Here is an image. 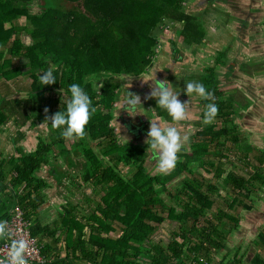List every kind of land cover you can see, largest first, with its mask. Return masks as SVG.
<instances>
[{
	"label": "trees",
	"instance_id": "obj_1",
	"mask_svg": "<svg viewBox=\"0 0 264 264\" xmlns=\"http://www.w3.org/2000/svg\"><path fill=\"white\" fill-rule=\"evenodd\" d=\"M59 1L37 0L38 11L31 12L33 0H0V78L5 84L19 75L30 79L24 96H15L11 90L0 92V127L9 121L18 130L26 124L34 127L43 116L50 117L62 110L64 98L67 99V87L73 82L85 88L96 110L85 127V136L75 138L69 148L64 144L67 138L60 136L59 130H53L47 123V138L37 135L38 140L31 151L26 152L17 145L21 132L17 138L11 139L16 156H0V220L8 218L13 208L18 206L30 221L33 236L39 237L40 241L41 236L52 238V242L42 245L44 261L39 264H213V254L225 246V235L239 225L238 208L250 210L252 205L245 203L244 199L264 186V145L260 147L253 141H242L233 123L234 118H241L243 111L251 105V98L243 93L244 102L240 103V99L233 97L234 92L225 97L220 87L219 72L212 66H205V72L200 74L190 73L187 81L203 83L213 93L209 99L200 101L215 103L218 111L211 123H198L201 128L190 138L189 152L182 153L183 159L178 160L166 175L155 171L154 159H151L143 138L146 139V135L141 134L146 132L145 124L140 123L143 118H139V124L130 123L133 129L128 133L126 130V135L121 136L122 141L118 140L115 131L119 125L121 130L122 124L118 120L120 124L112 126L110 122L116 120L114 104L120 103V96L127 90L119 85L120 76L128 80L136 78L137 88L148 94L149 85H155L152 80L142 79H148L145 73L154 64L158 46L165 47L174 57L172 50L179 47L176 44L179 38L182 44L194 46L192 51H196V44L204 45L206 32L197 12H206L212 7L208 5L216 2H233L200 0L195 4V0L188 7L186 0H95L93 7L102 11L103 17L91 20L80 16L81 11L76 6L66 9ZM71 15L74 18L68 19ZM20 17L24 22L16 23ZM228 18L226 12V20ZM167 23L171 24L168 29L165 27ZM98 26L101 27L99 30ZM22 32L30 38L28 42L22 39ZM178 49L183 58L184 51L180 47ZM226 51L215 50L214 57L227 79L239 75L250 78L255 73H264V64L254 62V59L242 62L229 59ZM6 53L10 58H5ZM53 66L57 81L40 86L38 72ZM175 67L171 64L160 69L157 67L150 78L155 83L166 80L183 89L187 81L179 82V73H171ZM93 73L108 76L98 78L96 83L102 81L103 86L97 91L84 82L85 77ZM149 74L152 75V71ZM56 92L59 93L53 97L52 93ZM182 92L179 96L183 95L181 101H185L188 97ZM46 93L50 95L46 96ZM197 98L189 96L190 110L183 121H188L193 114L191 102ZM236 101L237 107L234 106ZM149 102L156 119L173 126L167 113L156 107L155 99L150 97ZM45 108L47 113L42 111ZM240 108H243L242 113L238 111ZM197 114L202 117L203 109ZM193 123L197 124L196 121ZM135 131L141 132L137 133L138 137L133 134ZM123 136L127 137L126 142ZM91 141L96 143L98 154H95ZM241 141L239 160L247 166L248 174L227 171L222 183L231 203L227 204V210L220 208L213 221L205 215L213 203V194L219 192L217 182L223 169L216 163L227 157L225 151L230 150L229 147ZM72 154L77 159L74 166L78 169L76 179L91 187L93 193L100 195V200L89 203L90 208L80 215L77 206L67 201L60 215L65 235L61 230L56 235L57 229L49 228V223L42 226L37 220V213L45 203L44 191L49 187L47 179L38 173L45 167V174L59 182L60 174L65 173L64 164L56 167L51 160L61 156L65 161L66 156ZM203 155L210 158L203 161ZM196 161L204 172H212L209 179L193 168ZM120 166L134 169L125 176ZM176 178L177 183L169 185ZM163 194L176 207L167 204ZM164 220L175 221L178 226L167 242L161 238L154 240L152 236ZM87 227L90 232L84 239ZM116 227L119 230L117 235H110ZM2 239L0 237V241ZM60 240L66 244L64 257L58 255V248L54 246ZM253 245L256 250L250 263L264 264V257L260 255V248L264 250V226L257 231ZM215 264L242 262L241 257L235 254L232 259L224 261L222 257Z\"/></svg>",
	"mask_w": 264,
	"mask_h": 264
},
{
	"label": "rangeland",
	"instance_id": "obj_2",
	"mask_svg": "<svg viewBox=\"0 0 264 264\" xmlns=\"http://www.w3.org/2000/svg\"><path fill=\"white\" fill-rule=\"evenodd\" d=\"M37 0H33V2L30 5V11L31 12H36L37 7H36V2ZM192 1L194 0H186L187 6L190 7L192 4ZM248 0H232V2L235 3H243L247 2ZM264 1V0H263ZM64 8L68 9L71 6H76L77 9L80 12V16L84 17V19H96V18H102L103 17V12L100 10H97L93 7L95 0H61L59 1ZM264 3V2H263ZM218 5L212 6L216 7ZM89 10H88V8ZM209 8L206 10V12H202L201 10L198 11L199 17L201 19L202 24L204 25V28L206 30L205 32V45L199 46L198 54L195 55L196 61L195 62H189L185 65L181 64L175 67L174 70L171 69V73L178 72L179 73V82L181 80H186L187 77H189L190 73L191 75L194 74H200L204 71L205 66H212L214 68L217 67V63L214 62V56H211V53L213 50L217 51H222L224 47L230 46V48L227 50V55L229 59H234V60H240L242 61H250L251 59H254V62H259L264 64V4L262 5L261 9H258V11L255 13L256 15H250L248 18V25L247 29L245 31H242L241 34H238L240 38V41L245 44V46H241L239 42H237L232 36L236 35V33L233 32V27L234 23L231 22V25L227 26V22L224 24L222 23V19H225V14L224 12H229L230 9L228 7H217V8ZM207 9V8H206ZM90 10L92 12H90ZM223 14L225 16H223ZM244 16L243 14H241ZM72 16V15H71ZM70 18H74L69 17ZM251 18V19H250ZM16 23H23L24 18L20 17L15 20ZM233 25V26H232ZM166 29L171 27L170 23H167L165 26ZM101 27H97L99 30ZM232 35L231 37L229 35ZM21 37L24 40H27V42L30 40V38L25 39V35L23 32L21 33ZM176 37V36H174ZM13 38V35L10 37V40ZM179 39V38H178ZM180 40V39H179ZM178 45H181L180 41H177ZM225 50V49H224ZM161 48L158 46V49L156 50V56L153 60V63L155 65V61L160 59L162 57L161 53ZM186 53V51H185ZM236 53V54H235ZM5 58H10V55L8 53L5 54ZM227 58V56H226ZM190 61V60H188ZM15 62L20 63L19 60L15 59ZM156 66L153 68H150L147 73H145V77L150 78L152 75L149 74L150 71L155 72L157 67L158 69L162 68L164 66L163 61L161 62V65H159V62ZM21 64V63H20ZM15 66V65H13ZM264 66V65H262ZM223 71V68L220 69V71ZM160 71V70H158ZM205 72V71H204ZM156 73V72H155ZM220 73V81L225 84H221L220 87L222 88V91L225 93V97H227L228 93H233V97L238 100L240 99V103L244 102V97H243V92L247 93L246 95L251 98V105L248 107L247 110L243 111V108L239 109V113H242L243 111V116L241 118H234L233 123L235 124L237 131L239 134H241V140L245 142L253 141L256 146H263L264 145V73L258 72L255 73V75H252L246 78L242 77H231L229 80L225 78L224 72H219ZM162 75V74H161ZM228 80V81H227ZM119 85L123 89H127L126 91L131 93L137 94L140 97V103L142 108L139 109L142 113H136L132 116V120L134 122L139 121L141 124H145L146 127V132L148 129V121L145 118H151V119H156L154 108L149 102V98L145 100V96L147 95L143 91H140L137 88V82L136 78H131L130 80L125 79L124 77H119L118 78ZM181 82L180 84L184 83ZM8 84H5L4 81L0 78V92H8L11 90V93L15 96H24L26 95V92L28 90V86L30 85V79L25 76V75H19L9 81H6ZM97 83H100L97 82ZM5 84V86H4ZM127 84V85H126ZM237 87V89L235 88ZM180 88V87H179ZM234 88V89H233ZM246 88V90H245ZM27 89V90H26ZM129 89V90H128ZM59 92H56L53 94V97H56ZM47 94V93H46ZM50 95L47 94L46 96ZM12 96V95H11ZM124 96V95H123ZM123 96H120L123 98ZM1 98V96H0ZM64 98V97H61ZM66 101V97L64 98ZM117 101L114 104V112L119 113L121 110L123 115L127 113L124 108H120V103ZM192 103V110L193 114L189 118L188 121H183V122H173V126L177 127L178 130L181 132V134H187L188 135V142L190 138L196 133V130L201 128V125L198 124L199 122L202 121V117L197 114L201 109H204V103L200 101V98L194 99ZM197 106V107H196ZM234 106H238V102L236 101L234 103ZM241 106V105H240ZM139 107V106H138ZM242 107V106H241ZM120 108V109H119ZM190 110V109H189ZM195 110V111H194ZM44 111V110H42ZM115 114V113H114ZM129 114L127 113V116ZM145 117V118H144ZM45 117L43 116L42 121L36 123V126L34 127H29L28 124L24 125L23 127H20L19 130L16 126H14L10 121L7 122L6 124L2 125L0 128V156L5 157H15V144L11 143L12 138H17L19 136L18 132L22 133V137H20L17 140V145H21L23 149L27 151H31L34 149L36 141L38 140L37 135H41L43 139H46L49 132L46 126V122H44ZM142 120V121H141ZM196 121L197 124H194L193 122ZM111 122L114 123L112 120ZM110 122V123H111ZM139 124V123H138ZM161 124H167L164 121H161ZM113 126V124L111 123ZM117 126V124H114ZM120 130V125L116 127L115 131L118 134V140L122 141V135H126V130L123 129ZM145 130V129H144ZM139 131H135L133 134L138 137V134L141 133ZM146 132L142 131V135L145 136ZM128 133V129H127ZM138 133V134H137ZM145 140V137H143ZM75 140V138H67L65 139V146L70 147L71 143ZM235 144L230 150H226L225 152L227 153V157L220 158L219 161H217V165H219L222 169L223 172L221 174V177L218 178V188L219 192L218 194H213V203L211 205L210 210L207 212L205 216L210 218L211 220L215 221L216 213L217 211L221 208L223 210H227V204L231 203V199L228 196V193L226 191V188L223 187V177L226 175L227 171H233L238 174H244L245 176L248 174L246 167L243 163L242 160H239V152L242 151V142ZM185 145L184 149L178 153V160H182L183 158L180 156L184 152H189V144ZM90 144L93 146V150L95 154H98L99 151L97 149V146L95 145L96 143L91 141ZM229 145V144H228ZM55 151V150H54ZM251 156V155H250ZM82 156H78V158H81ZM98 157H100L98 155ZM208 158L205 155L202 156L203 161H206ZM153 159V157H151ZM51 163L56 164L55 166H59L65 163L62 159L61 156H56L55 159L51 160ZM149 163V162H148ZM255 163V162H253ZM193 168H196L198 171L202 173V175L206 178L209 179L212 175V172H204L201 168H199L197 161L193 164ZM44 167H42L41 170H43ZM133 167H128V166H120V170L123 175L127 176L128 173L129 175L131 172H133ZM40 170V171H41ZM78 171V170H77ZM52 173H56L53 171ZM39 174V173H38ZM43 177H46L45 172L42 173ZM40 175V174H39ZM72 183L70 181H67L65 185L62 188V185L58 187L53 188L51 187L49 189L50 196L52 197L53 192L57 194V197L54 198L55 202H49L47 205H42L41 209L37 213V217L40 216V219L42 223H49L48 227L49 228H55L56 230V235L60 230L63 232V236L65 235L64 232V227L61 226V218L60 215L63 213V211H57L60 209V205L63 204L65 201H68V193L72 195H82L83 192H77L80 189H84V186L87 187L86 191L88 194L93 197V201L89 202L88 198H85L87 202L93 203V202H98L100 200V195H94L93 189L91 187H88L86 184L84 186H78L73 184L75 182V179H71ZM177 178L173 180L169 185L177 183ZM68 192V193H67ZM46 193V191H45ZM66 193V198L64 200V194ZM164 200L166 201L167 204L176 207L171 199L166 196L165 194L162 195ZM70 201V200H69ZM245 203H250L252 205V208L250 210H246L245 208H238L237 214L239 215V225L236 229H233L230 233H227L223 239L224 242V247L222 249H218L217 252H215L213 255V264H215L217 261H219L222 257L224 258V261H227L229 259H232L233 256L236 254V256L241 257V262L242 264H251L250 259L256 250V248L253 245V240L256 239V233L257 231L260 230L262 226H264V186L259 188L255 192H251L249 195L248 199H244ZM56 204V205H54ZM65 205V204H64ZM59 206V207H58ZM89 204L87 203H82L80 206L81 211L86 212L88 210ZM81 213V212H80ZM80 215V214H79ZM55 219V220H54ZM63 219V218H62ZM64 220V219H63ZM177 223L172 220H164L162 221L157 229L155 230L152 238L154 240H158V238H161L164 242H167L168 239L170 238L171 232L177 228ZM118 227L115 228L113 232L110 233L112 236H116L118 233ZM89 229L87 227L86 233L84 234V239L88 238L89 235ZM64 251H61L60 255H63ZM260 255L264 257V250L260 248Z\"/></svg>",
	"mask_w": 264,
	"mask_h": 264
},
{
	"label": "clouds",
	"instance_id": "obj_3",
	"mask_svg": "<svg viewBox=\"0 0 264 264\" xmlns=\"http://www.w3.org/2000/svg\"><path fill=\"white\" fill-rule=\"evenodd\" d=\"M154 72V70H153ZM152 72V77H153ZM39 73V75H38ZM37 73L39 84L51 85L57 81L54 75V66L41 70ZM108 78L105 74H90L85 77V83L90 84L96 91L103 86V82L96 83L98 78ZM152 80L149 85L150 91L145 96L155 99L156 107L160 108L171 118L172 122H180L186 119L189 109V96L199 97L201 100H207L212 97L211 90L206 89L203 83L198 81H187L183 89L174 88L168 81H159L155 83L153 78L142 79V81ZM156 81V80H155ZM61 91V90H60ZM183 91L188 97L181 101L178 97ZM67 99L64 102L62 110H58L50 117L45 116V122L53 130H59V135L64 138H83L85 136V127L90 117L95 113V107L92 99L85 88L79 83H70L67 87ZM139 106V107H138ZM120 108L131 116L136 113H142L140 97L137 94L125 90L124 96L120 101ZM119 108V109H120ZM143 109V108H142ZM47 113V108L44 109ZM218 109L215 103L204 105L202 121L209 124L216 116ZM50 120V123L47 121ZM148 129L146 132L145 144L150 156L155 163V171L159 174H168L178 162V153H180L188 142V135L181 134L177 127L172 124H161L158 119H148ZM125 142L127 141V137ZM6 221L0 220V237L9 236L10 233L6 227ZM26 243L23 239H13L9 244V253L7 260H0V264H28L25 258Z\"/></svg>",
	"mask_w": 264,
	"mask_h": 264
},
{
	"label": "crops",
	"instance_id": "obj_4",
	"mask_svg": "<svg viewBox=\"0 0 264 264\" xmlns=\"http://www.w3.org/2000/svg\"><path fill=\"white\" fill-rule=\"evenodd\" d=\"M195 1V0H194ZM200 0H197V2L195 3V4H198V2H199ZM227 1H232V0H227ZM264 1L263 0H248L247 2H243V3H240V4H238V3H235V2H233V4H227V2H224V3H219V2H216L217 4H211V5H209V6H215V5H218V6H216V7H213V8H217V7H221V8H223V7H228V9H230V11L229 12H227L228 13V16H229V18H228V20H226V12H224V14H223V16H225V19H222L221 21H222V23L224 24L225 22H227V26L228 25H231L230 23L231 22H233L234 23V27H233V32L234 33H236V35H229L230 37L232 36L237 42H239V44L241 45V46H245V44L242 42V40L240 41V38L241 37H239L238 36V34H241L242 33V31H245L246 29H247V25H248V18L250 17V15L252 14V15H256L255 13L258 11V9H261L262 8V5L264 4L263 3ZM229 3V2H228ZM209 7H207V9H208ZM211 8V7H210ZM241 14H243L244 16H242ZM232 16V17H231ZM234 17V18H233ZM251 19V18H250ZM233 26V25H232ZM200 46H201V44H200ZM243 46V47H244ZM230 48V46H227V47H224V49L225 50H228ZM224 49H222V51H225ZM227 52V51H226ZM197 54H198V52H197ZM236 54V53H235ZM214 62H215V58H214ZM216 63V62H215ZM159 68V67H158ZM214 68V67H213ZM222 68V67H221ZM215 70H217L218 71V69H219V66H218V63H217V67L216 68H214ZM157 70V69H156ZM155 70V71H156ZM73 163H77V162H73ZM65 164V163H64ZM74 166H76V164L75 165H73L72 164V166H70V169L68 170V171H66L65 173H64V175H63V178H62V180L60 181V179H58V181H59V184L60 185H62V188H65V187H63L64 185H65V183L67 182V181H70L71 183H72V180L71 179H75V182L73 183V184H75V185H79L78 183H80V186H84V183L81 181L80 182V180H77L76 179V177H77V175H78V173H77V170H76V168L74 167ZM78 167H80V165L78 164ZM64 168H65V170H66V167L64 166ZM46 169L47 168H45L44 167V169L43 170H41L40 172H39V174L41 175V176H43V172H45L46 171ZM46 177V179H47V181H48V183H49V187L48 188H46L45 189V191H46V193H45V191H44V199H45V203H43L44 205H47L49 202H55L54 200V198H56L57 197V194L55 193V192H53V195H52V197L50 196V193H49V189L51 188V187H53V188H55V187H57V182L53 179V177L52 176H50V175H45ZM58 187H60V186H58ZM86 188L87 187H85L84 186V189L82 190V189H80V190H78L77 192H83V194L82 195H76V197H75V195H72V194H70V192L67 194L68 195V199L70 200H68L69 201V204H71V205H73V206H77V212L79 213V214H81V213H83V211H81V209H80V206H81V204L83 203H87V204H89V202H90V199L89 198H92L93 199V197H91L89 194H88V192L86 191ZM93 193V192H92ZM64 194V193H63ZM94 195L96 196V195H98L96 192L94 193ZM65 198H66V193L64 194V200H65ZM85 198H88V200H89V202H87V200L85 199ZM66 202L67 201H65L63 204H61L60 205V209L59 210H57L58 212L61 210V211H63V209L65 208L64 206L66 205ZM42 204V205H43ZM65 204V205H64ZM54 205H56V204H54ZM59 207V206H58ZM75 209V210H76ZM74 210V211H75ZM81 212V213H80ZM85 213V212H84ZM37 220H38V222H40L41 224H42V226L43 225H45V223L43 224L42 223V221H41V219H40V216H38L37 217ZM55 220V219H54ZM53 221V220H52ZM52 221H50L49 223H51ZM47 224V223H46ZM49 225V224H48ZM86 230L87 229H85V233H86ZM60 232H58V234H59ZM57 234V235H58ZM42 238H41V241L43 242V244L45 243V242H47V241H50L51 240V242L53 241L52 240V238L51 237H49V236H41ZM39 238V237H38ZM56 245H54L55 246V248H58V250H57V252H58V255L59 256H61V257H64L65 256V254H66V244H65V241L64 240H60V241H58V242H56L55 243ZM61 251H64V254L63 255H60V253H61ZM52 253H53V251H51Z\"/></svg>",
	"mask_w": 264,
	"mask_h": 264
},
{
	"label": "built area",
	"instance_id": "obj_5",
	"mask_svg": "<svg viewBox=\"0 0 264 264\" xmlns=\"http://www.w3.org/2000/svg\"><path fill=\"white\" fill-rule=\"evenodd\" d=\"M6 227L10 233L0 241V260H7L9 253V244L13 239H23L26 243L25 258L28 264H39L44 261L41 249L43 242L38 237L33 236L30 230L31 223L24 217L20 207L15 206L6 218Z\"/></svg>",
	"mask_w": 264,
	"mask_h": 264
},
{
	"label": "flooded vegetation",
	"instance_id": "obj_6",
	"mask_svg": "<svg viewBox=\"0 0 264 264\" xmlns=\"http://www.w3.org/2000/svg\"><path fill=\"white\" fill-rule=\"evenodd\" d=\"M200 2V1H199ZM198 2V3H199ZM209 6V5H208ZM203 40H204V42H205V36H204V38H203ZM177 41H180L179 39L177 40ZM181 42V41H180ZM176 44H177V42H176ZM175 44V46L177 47V45ZM206 43H204V45H205ZM203 45V46H204ZM181 49H182V51H184V56H183V58H182V53L179 51V47H177V49H174L173 48V50H172V53L174 54V57H171L170 55H172V54H170L168 51H166V49H165V47H162L161 48V53H162V57L160 58V59H158L159 61H160V63H159V65H161V62L163 61V63H164V61H165V63H164V66L163 67H166V66H168L169 64H171V66H174V65H181V64H183V65H185V64H187V63H189V62H195L196 61V57H195V55L197 54V52H198V48H199V46L200 45H195V46H197L196 47V51H192V48H193V50H194V46L192 47H190V46H186V45H184V44H182L181 43V45H178ZM202 46V45H201ZM185 51H186V53H185ZM215 50H213V52L211 53V56H215ZM169 54V55H168ZM182 58V59H181ZM177 60V61H176ZM188 60H190V61H188ZM156 64H158V63H155V65ZM154 67V64H153V66L152 67H150V68H153ZM149 68V69H150ZM220 67H219V69H218V72H222V70L220 71ZM241 75H243V74H241ZM180 76V75H179ZM235 77H242V76H235ZM247 76H245V75H243V77L242 78H246ZM226 78V77H225ZM219 79H220V73H219ZM227 79V78H226ZM229 80V79H228ZM227 80V81H228ZM221 82V81H220ZM221 84H225V83H220V85ZM172 86H174V85H172ZM174 88H179V86L177 85V86H174ZM236 89H237V87H235ZM234 89V88H233ZM245 90H246V88H245ZM244 94H246L247 93V91L246 92H243ZM181 94V93H180ZM182 94H184L183 92H182ZM182 97H183V95H181V96H179L178 98H181L180 100H183L182 99ZM150 98V97H149ZM197 107V106H196ZM242 112V111H241ZM115 115V114H114ZM122 117H123V120H122ZM190 117H191V115H190ZM189 117V118H190ZM145 119H147V118H145ZM120 121V123L122 124V126L124 127V129L125 130H130V129H133V126L130 124V123H134V121L132 120V116H130V115H128L127 116V113H125V115H123V113H122V111L120 110L119 111V113L116 115V120H114V123L113 122H111L113 125L114 124H117V125H119L120 123H119V121ZM122 121V122H121ZM146 121H148V119L146 120ZM148 123H149V121H148ZM127 128V129H126ZM65 164L63 165V167L65 166L66 167V170H65V168H64V172H66V171H68L69 169H70V166H72V164L73 165H75L76 163H73V162H77V159H76V157H74L73 156V154L72 155H68V156H66V158H65ZM64 175V173H62V174H60V180H62V176ZM62 177V178H61ZM57 185H59L60 186V184H59V182H57Z\"/></svg>",
	"mask_w": 264,
	"mask_h": 264
},
{
	"label": "water",
	"instance_id": "obj_7",
	"mask_svg": "<svg viewBox=\"0 0 264 264\" xmlns=\"http://www.w3.org/2000/svg\"><path fill=\"white\" fill-rule=\"evenodd\" d=\"M28 38H29V37L26 35V36H25V39H28Z\"/></svg>",
	"mask_w": 264,
	"mask_h": 264
}]
</instances>
